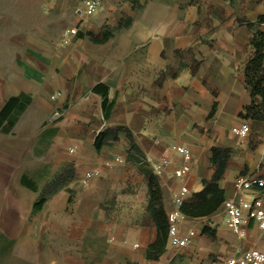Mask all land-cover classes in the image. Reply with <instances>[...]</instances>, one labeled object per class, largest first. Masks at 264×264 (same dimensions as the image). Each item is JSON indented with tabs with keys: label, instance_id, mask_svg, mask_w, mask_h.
Here are the masks:
<instances>
[{
	"label": "crops",
	"instance_id": "1",
	"mask_svg": "<svg viewBox=\"0 0 264 264\" xmlns=\"http://www.w3.org/2000/svg\"><path fill=\"white\" fill-rule=\"evenodd\" d=\"M82 8L83 0H0V36L14 51L13 65L20 66L7 73L0 66V111L10 97H32L12 134L34 114L42 128L39 139L28 134V148L49 135L42 157L52 165V173L39 178L45 186L26 172L14 179L13 190H24L28 207L24 213L18 205L11 208L18 221L6 219L0 230L17 247L28 243L30 225L36 228L31 244L37 247L23 257L33 264H213L254 245L264 250L252 223L243 225L245 238L226 225L222 204L208 216L184 215L180 232L194 230V239L178 251L168 239L164 254L148 259L158 231L146 210L147 180L128 162L130 141L121 136L100 150L95 146L101 131L125 126L150 168L168 158L170 165L155 174L166 214L177 209L172 197L182 186L189 189L186 202H193L202 181L213 177V147L232 151L219 181L225 200L240 196L239 175L264 178V120L240 117L253 101L245 77L254 51L247 22L264 14V0H102L93 17L79 23ZM128 17L131 26L104 43L87 36L113 30ZM257 28L264 31V23ZM100 84L114 101L108 119L103 94L93 91ZM56 110L63 111L58 121L41 123V116ZM244 123L250 134L236 136L233 128ZM180 146L192 154L183 178L174 173L183 163ZM69 167L74 176L33 213L46 186ZM24 175L36 191L22 185ZM45 228L65 240L62 252L41 250Z\"/></svg>",
	"mask_w": 264,
	"mask_h": 264
},
{
	"label": "trees",
	"instance_id": "2",
	"mask_svg": "<svg viewBox=\"0 0 264 264\" xmlns=\"http://www.w3.org/2000/svg\"><path fill=\"white\" fill-rule=\"evenodd\" d=\"M137 4L136 1H133ZM133 22L132 17L121 19L118 26L113 30L106 29L100 35L87 33L88 38L97 44L108 41L117 32H121L131 26ZM264 23V14L258 17L255 23L247 22V26L252 30V46L253 56L249 60L245 68V77L247 86L251 90L253 97L252 103L245 107L240 117L246 120H264V31L257 28L258 25ZM83 36L82 33H78ZM93 91L103 94V110L105 118L108 119L114 107V101L108 99V88L103 85H97ZM256 97L261 98V102L255 101ZM32 97L27 94L10 97L0 111V133L12 134V130L18 121L19 115L26 110L32 103ZM214 112V111H212ZM213 114V113H212ZM56 129H49L46 134H54ZM125 136L129 139L128 147V162L137 167L139 172L145 176L149 188V201L147 212L154 222L158 235L154 243H152L147 251L146 257L151 260H158L166 251L168 240V219L164 210L163 196L157 176L151 170L146 157L139 146L136 144L132 132L128 127L119 126L115 128L104 129L99 133L96 138L95 146L100 150L105 145H110ZM232 151L228 148L213 147L211 162L215 169L214 175L211 179H204L202 181V190L196 193V200L193 202H185L182 206V213L189 217H203L208 216L224 203V190L220 187L219 181L221 180L224 171L227 167L228 159L231 157ZM74 167H69L64 173L58 175L51 183L50 189L45 191L34 203L33 213L39 212L46 200L52 192L64 188L66 182L74 176ZM21 183L23 186L36 191V187L27 176H22ZM72 196L69 203H72ZM203 232H208L207 227L203 228ZM2 235V234H1ZM213 235V234H211ZM4 236V235H2Z\"/></svg>",
	"mask_w": 264,
	"mask_h": 264
},
{
	"label": "rangeland",
	"instance_id": "3",
	"mask_svg": "<svg viewBox=\"0 0 264 264\" xmlns=\"http://www.w3.org/2000/svg\"><path fill=\"white\" fill-rule=\"evenodd\" d=\"M134 8L139 11V5L132 3ZM124 19V18H123ZM14 51L6 45L5 37L0 36V66L2 72H9L16 70L19 65H13ZM52 118V114L48 116H41L40 121L42 124L48 123ZM28 118L21 121L20 130L13 134L0 133V223L5 222L6 219L15 218L16 211L11 212L15 205H18L17 211L23 213L28 207L25 202L26 195L21 188V192L14 191L16 189L15 180L26 172L31 175L35 180L46 185V180L39 179L42 176L50 175L52 173V165L48 163L46 157H42L46 151V145L49 141L48 136L43 138V143H39L36 147L28 148L29 138L28 134L38 135L40 137V130L42 128L39 119L33 114ZM32 122L33 124L30 123ZM22 124V125H21ZM32 127V128H31ZM31 128V130H29ZM37 140V139H36ZM39 156V157H38ZM15 179V180H14ZM51 185V184H50ZM50 185L46 186L45 191H48ZM23 191V192H22ZM7 192H12V195H7ZM10 205V206H9ZM6 207H9L8 210ZM29 241L23 246H17L14 241L9 240L6 235L0 230V264H33L31 261L24 259V255L36 249L37 246L31 244L32 238H36V228H29ZM4 236H2V235ZM42 243L40 244L41 250L51 253L62 252L67 246L62 237L50 231L48 228L44 229L42 233Z\"/></svg>",
	"mask_w": 264,
	"mask_h": 264
},
{
	"label": "built area",
	"instance_id": "4",
	"mask_svg": "<svg viewBox=\"0 0 264 264\" xmlns=\"http://www.w3.org/2000/svg\"><path fill=\"white\" fill-rule=\"evenodd\" d=\"M101 1L83 0V8L79 11V23L93 17L100 9ZM75 30H73L74 33L77 32ZM62 116L63 111L56 110L52 113L50 121L56 122ZM232 131L236 136L244 138L250 134V126L244 123L240 127L233 128ZM177 152L182 155L183 163L175 169L174 173L177 178H183L190 173L192 154L190 149L185 146L178 147ZM169 165V159L163 157L159 162L152 165L151 170L154 174H161ZM235 186L240 196L224 201L225 223L240 238H245L248 234L243 225L252 223L258 233V243L264 246V178L257 175H239L235 180ZM188 195L189 189L186 186H182L176 191L172 201L177 209L167 214L169 247L175 251L186 247L196 236L194 230H190L185 235L180 232L184 218L182 206ZM213 264H264V250L254 245L249 249H240L232 258L223 259Z\"/></svg>",
	"mask_w": 264,
	"mask_h": 264
}]
</instances>
